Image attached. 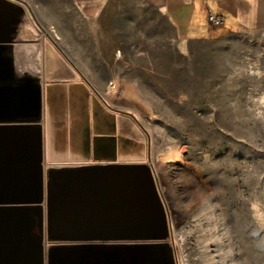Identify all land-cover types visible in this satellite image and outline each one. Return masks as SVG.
Segmentation results:
<instances>
[{
    "label": "crops",
    "instance_id": "1",
    "mask_svg": "<svg viewBox=\"0 0 264 264\" xmlns=\"http://www.w3.org/2000/svg\"><path fill=\"white\" fill-rule=\"evenodd\" d=\"M138 1L181 42L264 35V0ZM134 5L0 0V264H178L147 141L161 83L148 51L134 60Z\"/></svg>",
    "mask_w": 264,
    "mask_h": 264
},
{
    "label": "rangeland",
    "instance_id": "2",
    "mask_svg": "<svg viewBox=\"0 0 264 264\" xmlns=\"http://www.w3.org/2000/svg\"><path fill=\"white\" fill-rule=\"evenodd\" d=\"M131 1L134 60L148 51L161 83L147 141L177 263L264 264V35L181 42Z\"/></svg>",
    "mask_w": 264,
    "mask_h": 264
},
{
    "label": "built area",
    "instance_id": "3",
    "mask_svg": "<svg viewBox=\"0 0 264 264\" xmlns=\"http://www.w3.org/2000/svg\"><path fill=\"white\" fill-rule=\"evenodd\" d=\"M208 20H209V22L211 24H214V25H217V24L220 23V19L216 15H214V14H210L208 16ZM121 55H122L121 51H116L115 52L116 59H120L121 58ZM114 86H115L114 82L113 81H109L108 88L109 89H112Z\"/></svg>",
    "mask_w": 264,
    "mask_h": 264
}]
</instances>
